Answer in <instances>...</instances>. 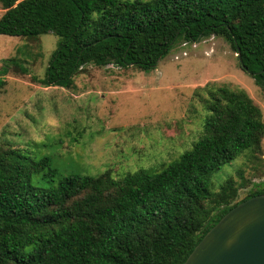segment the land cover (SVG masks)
Listing matches in <instances>:
<instances>
[{"label":"trees","instance_id":"trees-1","mask_svg":"<svg viewBox=\"0 0 264 264\" xmlns=\"http://www.w3.org/2000/svg\"><path fill=\"white\" fill-rule=\"evenodd\" d=\"M0 2L6 10L0 34L60 37L45 77H33L45 87L71 88L88 65L149 72L180 40L210 36L240 52L241 67L264 86V0ZM12 68L29 71L20 59H6L0 86ZM207 92L201 136L161 170L115 177L107 169L56 182L49 157L34 160L0 145V264H183L225 213L264 193L258 184L238 199L233 178L219 191L211 188L224 165L262 152L264 115L245 90L218 86ZM33 175L49 185H34Z\"/></svg>","mask_w":264,"mask_h":264},{"label":"rangeland","instance_id":"rangeland-1","mask_svg":"<svg viewBox=\"0 0 264 264\" xmlns=\"http://www.w3.org/2000/svg\"><path fill=\"white\" fill-rule=\"evenodd\" d=\"M5 11L0 2V18ZM59 39L53 32L36 38L0 34V70L14 57L29 70L12 68L3 76L0 145L17 147L34 160L49 157L56 182L73 173L98 175L107 169L115 177L141 168L161 170L199 139L207 116L203 100L218 86L245 90L264 115V86L241 67L222 37L180 40L149 72L88 65L69 89L45 87L33 78L45 77ZM262 149L224 165L211 188L219 191L233 178L241 199L263 185L264 138ZM32 182L49 185L39 175Z\"/></svg>","mask_w":264,"mask_h":264},{"label":"water","instance_id":"water-1","mask_svg":"<svg viewBox=\"0 0 264 264\" xmlns=\"http://www.w3.org/2000/svg\"><path fill=\"white\" fill-rule=\"evenodd\" d=\"M183 264H264V193L225 213Z\"/></svg>","mask_w":264,"mask_h":264}]
</instances>
